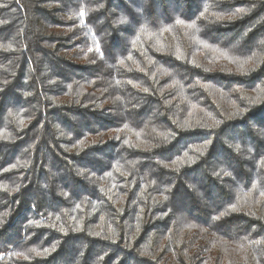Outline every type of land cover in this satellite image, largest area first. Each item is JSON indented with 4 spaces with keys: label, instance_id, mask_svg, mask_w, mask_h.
I'll use <instances>...</instances> for the list:
<instances>
[{
    "label": "trees",
    "instance_id": "1",
    "mask_svg": "<svg viewBox=\"0 0 264 264\" xmlns=\"http://www.w3.org/2000/svg\"><path fill=\"white\" fill-rule=\"evenodd\" d=\"M262 41L264 0H0V264H264Z\"/></svg>",
    "mask_w": 264,
    "mask_h": 264
},
{
    "label": "snow or ice",
    "instance_id": "2",
    "mask_svg": "<svg viewBox=\"0 0 264 264\" xmlns=\"http://www.w3.org/2000/svg\"><path fill=\"white\" fill-rule=\"evenodd\" d=\"M79 15H80L81 17H84L85 14H84L83 10L80 11ZM124 22H125V21H123V20L121 21V23H124ZM178 23H180V21H178ZM190 27H194V25H190ZM261 43H264V41H262Z\"/></svg>",
    "mask_w": 264,
    "mask_h": 264
}]
</instances>
